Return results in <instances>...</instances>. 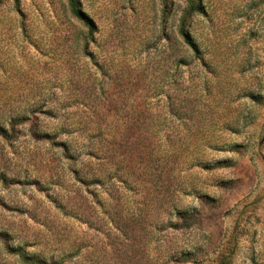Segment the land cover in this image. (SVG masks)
Segmentation results:
<instances>
[{"label": "rangeland", "instance_id": "obj_1", "mask_svg": "<svg viewBox=\"0 0 264 264\" xmlns=\"http://www.w3.org/2000/svg\"><path fill=\"white\" fill-rule=\"evenodd\" d=\"M0 1V264H264V0Z\"/></svg>", "mask_w": 264, "mask_h": 264}, {"label": "trees", "instance_id": "obj_2", "mask_svg": "<svg viewBox=\"0 0 264 264\" xmlns=\"http://www.w3.org/2000/svg\"><path fill=\"white\" fill-rule=\"evenodd\" d=\"M0 1H2V0H0ZM68 1H69V5H70V8H71L73 15L75 17H77L78 19L84 21L88 26L91 27V21L89 19H87V17L82 12L79 0H68ZM6 131L7 130L4 127L0 126V134L5 135ZM22 258L24 259V261H26L27 263H30V264H48L47 261L39 259V258L34 257V256H22Z\"/></svg>", "mask_w": 264, "mask_h": 264}]
</instances>
